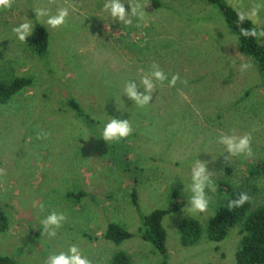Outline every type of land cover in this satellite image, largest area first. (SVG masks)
I'll return each mask as SVG.
<instances>
[{
	"label": "rangeland",
	"instance_id": "obj_1",
	"mask_svg": "<svg viewBox=\"0 0 264 264\" xmlns=\"http://www.w3.org/2000/svg\"><path fill=\"white\" fill-rule=\"evenodd\" d=\"M122 2L130 12L128 3L136 0ZM139 2L145 21L132 17L131 25L114 21L105 0H14L10 9L0 8V80L27 76L34 82L0 103V167L6 170L0 210L7 222L0 230V256L45 264L50 254L76 245L91 264H111L119 251L128 264H161L163 256L138 235L115 245L103 233L115 222L138 234L139 211L168 206L176 191L184 204L163 220L166 264H235L239 225L220 241L208 239L205 228L222 180L243 188L254 206L264 204V175L249 173L252 162L264 160L263 76L239 51L235 33L214 6L203 0ZM226 2L235 8L237 0ZM256 4L264 0H238L244 11ZM62 7L69 15L59 28L47 27V17L35 14L46 8L55 15ZM28 20L49 33L43 55L32 50V34L20 42L12 31ZM255 27H264V7ZM153 62L169 80L175 73L180 80L175 87L154 80L150 104L139 107L124 88L133 81L143 93L140 81ZM242 63L251 67L241 72ZM69 99L89 119L80 118ZM111 118L128 119L131 135L106 142L102 129ZM42 130L50 133L47 139L36 138ZM245 133L252 136V155L227 160L220 135ZM197 159L207 162L215 191L205 189L208 210L193 214L188 189ZM80 191L85 192L78 198L70 196ZM52 211L66 217L55 237L41 234V221ZM185 217L202 226L192 245L179 239L178 224Z\"/></svg>",
	"mask_w": 264,
	"mask_h": 264
},
{
	"label": "trees",
	"instance_id": "obj_2",
	"mask_svg": "<svg viewBox=\"0 0 264 264\" xmlns=\"http://www.w3.org/2000/svg\"><path fill=\"white\" fill-rule=\"evenodd\" d=\"M205 3L214 6L222 14L227 27L232 30L238 42L239 51L254 61L263 76L262 86L264 88V37L245 38L240 34V28H252L255 25L251 20H245L241 25L237 22L236 9L229 5L226 0H203ZM264 30V27L257 29ZM31 48L38 55L49 51V33L41 23H35L31 37ZM33 80L27 76H17L8 82L0 80V103H6L21 89L31 87ZM68 104L76 111L80 118H88L78 102L69 99ZM92 122V120L90 119ZM229 171V168H226ZM251 176L264 175V160L252 162L249 166ZM85 191L70 194L78 198ZM217 192L219 199L215 206L214 215L208 221L205 232L211 241H220L226 237L229 230L239 225V232L242 234L239 246L235 252V264H264V204L254 206L251 198L244 205L229 209L230 200L238 198L239 193L246 192L243 188L233 187L229 182L221 181L218 184ZM247 193V192H246ZM136 192H132V201L137 204ZM248 194V193H247ZM171 202L166 207H157L149 213L139 211L141 226L139 233L134 234L115 222H109L103 233V237L111 243L118 245L122 241L138 235L147 241L163 258L161 264H166L167 231L163 225L164 218L183 206V200H178V193L173 191ZM249 195V194H248ZM250 197V196H249ZM138 210V207H137ZM7 227L6 217L0 210V230ZM180 242L183 245H192L202 236L201 223L194 217H185L178 224ZM129 257L124 252L114 254L111 264H128ZM0 264H20L7 256H0Z\"/></svg>",
	"mask_w": 264,
	"mask_h": 264
},
{
	"label": "clouds",
	"instance_id": "obj_3",
	"mask_svg": "<svg viewBox=\"0 0 264 264\" xmlns=\"http://www.w3.org/2000/svg\"><path fill=\"white\" fill-rule=\"evenodd\" d=\"M54 2V0H50ZM14 3V0H0V8L10 9ZM131 6V10L126 11L125 3L122 0H105L104 10H106L114 21L122 22L125 25L132 24V17H136L138 21H145V11L143 5L136 0V2L128 3ZM236 8L237 22L243 24L245 20H251L254 25L259 23V11L264 5L256 4L250 10L244 11L237 3L233 5ZM36 17H47L44 21L45 25L50 28H59L66 23L69 15V9L62 7L57 10L55 15H51L46 8H37L35 10ZM17 39L20 42H26V37L33 33V25L30 20L22 22L12 29ZM240 34L245 37H264V30L258 31L256 27L252 28H240ZM151 72L144 76L140 81L144 88V92L137 91V84L133 81L126 83L123 94H126L134 103L139 107H144L150 104L151 93L155 89V81L164 82L168 80L169 87H175L177 81L180 80L179 73L172 74L171 79H168V75L156 62L151 64ZM251 67L249 63H242L240 65V71L244 72ZM187 83L186 81H181ZM132 125L128 119L111 118L107 121L102 129V138L108 141H120L129 137L132 133ZM50 133L41 131L37 133V139L43 140L49 137ZM252 136L251 133H245L237 136L235 134H222L219 137V143L224 145L229 156L239 155H252L251 147ZM6 175V170L0 167V177ZM208 188L215 191V184L211 178V171L207 167V162L197 159L191 167V186L188 191L191 193L189 196V211L193 214L204 213L208 210L209 200L206 197L205 189ZM250 197L246 192H241L238 198L230 200L229 209L234 207H240L249 201ZM41 211H43V205H40ZM66 217L63 213H57L55 211L50 212L42 221L43 234H47L49 237H55L57 229L62 226ZM45 264H91L90 260L82 255L80 249L76 245H70L67 252L53 253L48 256Z\"/></svg>",
	"mask_w": 264,
	"mask_h": 264
}]
</instances>
